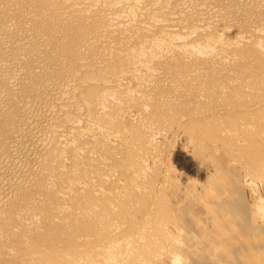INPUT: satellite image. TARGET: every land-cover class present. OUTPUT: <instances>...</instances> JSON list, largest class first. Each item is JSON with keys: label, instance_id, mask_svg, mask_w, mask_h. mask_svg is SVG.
Returning a JSON list of instances; mask_svg holds the SVG:
<instances>
[{"label": "bare ground", "instance_id": "1", "mask_svg": "<svg viewBox=\"0 0 264 264\" xmlns=\"http://www.w3.org/2000/svg\"><path fill=\"white\" fill-rule=\"evenodd\" d=\"M114 1L0 0V264H264V0Z\"/></svg>", "mask_w": 264, "mask_h": 264}, {"label": "rangeland", "instance_id": "2", "mask_svg": "<svg viewBox=\"0 0 264 264\" xmlns=\"http://www.w3.org/2000/svg\"><path fill=\"white\" fill-rule=\"evenodd\" d=\"M114 1V0H113ZM116 1V0H115ZM114 1V2H115ZM127 1H130V0H127ZM133 1V0H132ZM135 1V0H134ZM139 1V0H138ZM151 0H140V5H142V4H144V3H148V2H150ZM168 1H173V0H168ZM176 0H174V2H175ZM111 2V4H112V1H110ZM117 2V1H116ZM174 2H172L171 4L172 5H170V4H168V7H171V6H174L175 5V3ZM115 4V3H114ZM113 5V4H112ZM125 5H129V3H127V4H125ZM151 5H156V4H151ZM111 6V5H110ZM160 6H162V5H160ZM111 7H113V6H111ZM111 7H109V8H111ZM112 9H114V8H112ZM115 9H116V7H115ZM172 158H173V160H174V162H175V164L178 166V167H181V168H183L188 174H190V175H192V176H194V174L196 175V171H195V169H193L194 168V166H193V164H192V161H190V159L189 158H187L186 156H183V155H179V154H174V156H172Z\"/></svg>", "mask_w": 264, "mask_h": 264}]
</instances>
